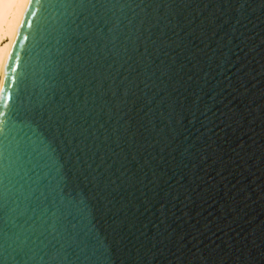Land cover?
I'll list each match as a JSON object with an SVG mask.
<instances>
[{
	"label": "water",
	"instance_id": "water-1",
	"mask_svg": "<svg viewBox=\"0 0 264 264\" xmlns=\"http://www.w3.org/2000/svg\"><path fill=\"white\" fill-rule=\"evenodd\" d=\"M0 264H264V0H30Z\"/></svg>",
	"mask_w": 264,
	"mask_h": 264
},
{
	"label": "bare ground",
	"instance_id": "bare-ground-1",
	"mask_svg": "<svg viewBox=\"0 0 264 264\" xmlns=\"http://www.w3.org/2000/svg\"><path fill=\"white\" fill-rule=\"evenodd\" d=\"M30 0H0V101L14 43Z\"/></svg>",
	"mask_w": 264,
	"mask_h": 264
}]
</instances>
